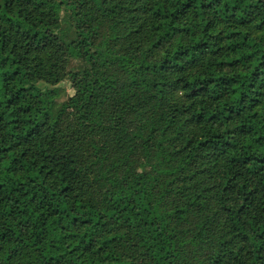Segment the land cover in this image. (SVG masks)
Masks as SVG:
<instances>
[{"label": "trees", "instance_id": "1", "mask_svg": "<svg viewBox=\"0 0 264 264\" xmlns=\"http://www.w3.org/2000/svg\"><path fill=\"white\" fill-rule=\"evenodd\" d=\"M0 264H264V0H0Z\"/></svg>", "mask_w": 264, "mask_h": 264}, {"label": "rangeland", "instance_id": "2", "mask_svg": "<svg viewBox=\"0 0 264 264\" xmlns=\"http://www.w3.org/2000/svg\"><path fill=\"white\" fill-rule=\"evenodd\" d=\"M59 88L65 91V93H61L60 101H65L67 96H71L73 94V91L67 82L61 83Z\"/></svg>", "mask_w": 264, "mask_h": 264}]
</instances>
